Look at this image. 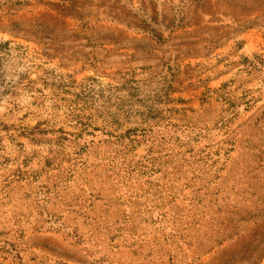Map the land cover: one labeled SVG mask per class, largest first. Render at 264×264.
Wrapping results in <instances>:
<instances>
[{
  "label": "rangeland",
  "instance_id": "1",
  "mask_svg": "<svg viewBox=\"0 0 264 264\" xmlns=\"http://www.w3.org/2000/svg\"><path fill=\"white\" fill-rule=\"evenodd\" d=\"M0 65V264H264V0H0Z\"/></svg>",
  "mask_w": 264,
  "mask_h": 264
},
{
  "label": "trees",
  "instance_id": "2",
  "mask_svg": "<svg viewBox=\"0 0 264 264\" xmlns=\"http://www.w3.org/2000/svg\"><path fill=\"white\" fill-rule=\"evenodd\" d=\"M5 44H9V42L6 41ZM47 71L48 70H44L45 73H49V71ZM6 76L7 71H4L2 68H0V80L5 81ZM132 89H136L137 92V98L132 102V106L136 105L138 107L137 110L132 112H135L134 115L139 116L141 122L147 125L149 128L129 129L125 135H117L115 138L122 139V141L123 139L128 140L127 143H121L126 152L129 151V149L133 150V148H136V146L139 144L145 143L148 145V152L151 154L154 147L157 148L159 143L172 138L177 128L182 127L178 123V121L180 122V120H178L179 116L185 117V112L189 109L184 107H166L175 101V99L171 97L175 92L172 78L166 80L163 84L156 83L155 86H153V84H148V91L140 90L141 92H138V89H140L138 87ZM2 94L3 93H0V97ZM174 117L177 122H174ZM112 122L114 124H120L119 121ZM154 127L157 128V131L153 130ZM32 131L35 132V134H32L33 138L47 133V131L39 130L38 127H35L32 129ZM60 133H62L63 136L72 135L63 131H60ZM108 135L114 137L109 133ZM35 142H37V140ZM149 159L153 161L155 158L150 157Z\"/></svg>",
  "mask_w": 264,
  "mask_h": 264
}]
</instances>
